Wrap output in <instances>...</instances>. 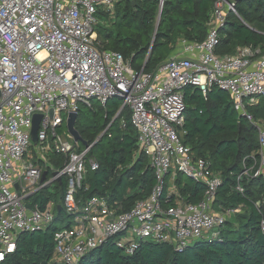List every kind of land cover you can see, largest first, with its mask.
<instances>
[{
  "label": "built area",
  "instance_id": "built-area-1",
  "mask_svg": "<svg viewBox=\"0 0 264 264\" xmlns=\"http://www.w3.org/2000/svg\"><path fill=\"white\" fill-rule=\"evenodd\" d=\"M117 1L0 0V264L15 252L21 234L45 231L55 223V203L42 210L30 199L63 177L68 187L62 202L70 226L57 229L54 237L55 253L64 264H78L112 238L132 255L145 240L184 250L215 236L235 210H214L221 178L209 162L194 159L181 140L184 92L189 86L204 96L218 86L232 96L238 113L256 125L260 156L251 157L252 165H244L238 179L264 177V127L247 112L248 105L264 95V54L249 46L234 56L216 55L220 30L228 14L237 13V3L216 0L207 39L183 41L175 55L145 72L135 71L121 53L96 46L99 8L112 12ZM113 99L122 100L117 117L124 108L130 110L139 151L150 158L157 180L150 197L127 212H119L106 197L80 204L76 195L87 167L96 170L99 165L88 158L90 147L80 152L76 150L80 141L69 134L72 145L58 131L81 104L91 107L98 101L105 106ZM35 115L42 116L34 145L40 159L27 157ZM50 155L66 156L62 169L54 167ZM178 173L205 185L201 201L181 197L175 185ZM236 191L243 193L240 184ZM162 197L173 205L164 206Z\"/></svg>",
  "mask_w": 264,
  "mask_h": 264
},
{
  "label": "trees",
  "instance_id": "trees-1",
  "mask_svg": "<svg viewBox=\"0 0 264 264\" xmlns=\"http://www.w3.org/2000/svg\"><path fill=\"white\" fill-rule=\"evenodd\" d=\"M215 2L164 0L160 15V0H118L112 12L99 9L98 17L104 22L96 26V46L100 51L121 53L135 71L153 72L175 55L181 42L202 43L207 39ZM236 10L228 14L220 30L216 55L234 56L249 46L264 54V0H243L236 4ZM184 97L186 116L181 140L194 159L209 162L213 173L221 178L214 210L234 209V216L215 236L198 240L184 250L145 240L128 255L112 238L84 255L78 264H264V177L238 179L243 166L252 165L251 157L260 156L257 127L238 113L232 96L218 86L211 87L207 96L196 86H189ZM121 106V99L105 106L98 101L91 107L80 105L75 129L82 141L76 150L90 147L88 158L99 165L96 170L87 167L76 195L81 205L96 196L106 197L119 212H127L149 198L157 185L150 158L139 151L130 110L124 108L117 117ZM247 112L264 127V95L248 105ZM58 131L62 134L61 128ZM51 156L54 167L62 169L66 156ZM238 184L243 193L236 191ZM175 185L181 197L192 203L201 201L206 190L202 182L182 173H178ZM67 187L68 180L63 177L31 197L30 203L42 210L55 203V223L45 231L21 234L15 252L2 264H64L55 253L54 234L57 223L70 226L62 202ZM162 204L167 207L173 202L162 197Z\"/></svg>",
  "mask_w": 264,
  "mask_h": 264
},
{
  "label": "water",
  "instance_id": "water-1",
  "mask_svg": "<svg viewBox=\"0 0 264 264\" xmlns=\"http://www.w3.org/2000/svg\"><path fill=\"white\" fill-rule=\"evenodd\" d=\"M232 1L235 3H239L243 0H232ZM162 9H163V6L160 9V15L162 13ZM51 112L53 113V111H51ZM77 118H78V113L73 112L69 115V118L67 121V129H68L69 134L74 138L75 141H82L79 132L75 129V124H76ZM41 120H42L41 115H35L34 116L33 127H32V131H31V141H32L33 145L38 144V132H39L40 125H41ZM86 146H87V144H86ZM46 177H47V173L45 172L43 174L42 182L46 180ZM17 190H18V188H17ZM27 207L30 208V206H27ZM60 208L61 207L59 206L58 209H60Z\"/></svg>",
  "mask_w": 264,
  "mask_h": 264
},
{
  "label": "rangeland",
  "instance_id": "rangeland-1",
  "mask_svg": "<svg viewBox=\"0 0 264 264\" xmlns=\"http://www.w3.org/2000/svg\"><path fill=\"white\" fill-rule=\"evenodd\" d=\"M99 9H102V10H105V11L107 10L106 7H100ZM97 17H98V14H97ZM159 20H160V18H159ZM99 22H100V23L104 22V19L98 17V23H99ZM114 27H115V26H112V28H114ZM114 30L116 31V28H115ZM65 119H66V116H65ZM61 130H62V134H63L64 138H65L67 141H69L72 145H74V144H75V141L72 140V138L69 137V132H68V130H67V125H66V124L63 125V127L61 128ZM181 133H182V132H181ZM86 148H88V147H86ZM32 155H34L36 158L40 159V157L35 153V146H34V145L30 148L27 157H28V158H31ZM48 158H49V160H52V156H51V155L48 156ZM37 161H38V160H37ZM37 163H38V162H37ZM183 179H185V177H183ZM166 182H167V184H170V183H171L170 178H168ZM51 190H52V189H51ZM233 216H234V215H233ZM233 216H232V217H233ZM57 227H58V229H61V228L64 227V224H62V223H57Z\"/></svg>",
  "mask_w": 264,
  "mask_h": 264
},
{
  "label": "crops",
  "instance_id": "crops-1",
  "mask_svg": "<svg viewBox=\"0 0 264 264\" xmlns=\"http://www.w3.org/2000/svg\"><path fill=\"white\" fill-rule=\"evenodd\" d=\"M182 44H183L182 42H181V44H179V46H178V48H177V50H176V53H177L179 50H181V48H182ZM176 53H175V54H176ZM184 55L186 56V55H188V54H184ZM66 125H67V124H66ZM67 130H68V129H67ZM50 161H52V160H50ZM168 178H170V177H168Z\"/></svg>",
  "mask_w": 264,
  "mask_h": 264
}]
</instances>
